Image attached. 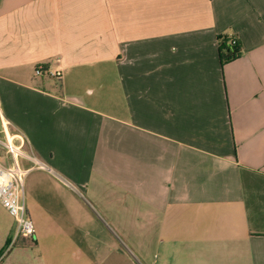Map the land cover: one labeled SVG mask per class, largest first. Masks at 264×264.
I'll list each match as a JSON object with an SVG mask.
<instances>
[{"label":"crops","instance_id":"0c3cea01","mask_svg":"<svg viewBox=\"0 0 264 264\" xmlns=\"http://www.w3.org/2000/svg\"><path fill=\"white\" fill-rule=\"evenodd\" d=\"M218 36L242 55L222 66ZM0 105L51 169L21 160L23 246L264 264V0H0Z\"/></svg>","mask_w":264,"mask_h":264},{"label":"built area","instance_id":"2783aa9c","mask_svg":"<svg viewBox=\"0 0 264 264\" xmlns=\"http://www.w3.org/2000/svg\"><path fill=\"white\" fill-rule=\"evenodd\" d=\"M59 61V60H58ZM47 73L50 77L61 81V70L52 71L39 65L36 76ZM0 204L13 216L15 228L4 254L8 253L21 236L34 238L35 229L29 217L25 202V180L29 170L21 166V160H27L33 168L51 171L40 161L29 148L30 142L24 131L14 128L12 123L3 115L0 105Z\"/></svg>","mask_w":264,"mask_h":264},{"label":"rangeland","instance_id":"374dc122","mask_svg":"<svg viewBox=\"0 0 264 264\" xmlns=\"http://www.w3.org/2000/svg\"><path fill=\"white\" fill-rule=\"evenodd\" d=\"M249 196L252 198L251 210L252 216H254L255 219L259 206L260 209L264 206V191H250ZM82 198L84 199L85 197ZM90 200H88L89 203ZM88 201L85 200L87 205L95 211V208L92 207ZM97 217H99V219L107 227L103 219L100 216ZM14 228L15 222L13 216L0 204V240L4 241L10 231H12L11 233L13 234ZM108 229L113 233V229L110 227ZM34 238H36V234H34ZM22 239H24L23 236L19 238L17 244L8 253L3 255V258H6L7 256V260L5 259L2 264H149V261L144 257V255L142 256L139 245H134L129 240H125V242H123L118 237H116V239L103 237L102 243H93V248L97 249L98 252H94V254L91 257H87L86 260L80 259L77 247L69 245L68 243H40V246L37 248L23 246ZM28 241L26 242L29 243L30 241ZM46 248L48 249L46 250ZM101 251L103 253H101ZM106 251L108 253H105ZM56 255L63 257V259L53 257Z\"/></svg>","mask_w":264,"mask_h":264},{"label":"trees","instance_id":"16d2710c","mask_svg":"<svg viewBox=\"0 0 264 264\" xmlns=\"http://www.w3.org/2000/svg\"><path fill=\"white\" fill-rule=\"evenodd\" d=\"M243 52V47L235 36H218V53L220 63L223 66L238 59Z\"/></svg>","mask_w":264,"mask_h":264}]
</instances>
